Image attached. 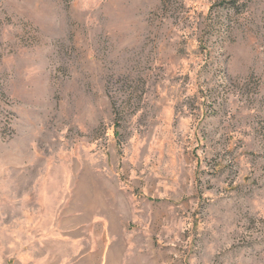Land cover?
<instances>
[{
    "label": "rangeland",
    "instance_id": "obj_1",
    "mask_svg": "<svg viewBox=\"0 0 264 264\" xmlns=\"http://www.w3.org/2000/svg\"><path fill=\"white\" fill-rule=\"evenodd\" d=\"M0 264H264V0H0Z\"/></svg>",
    "mask_w": 264,
    "mask_h": 264
}]
</instances>
